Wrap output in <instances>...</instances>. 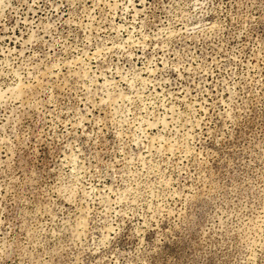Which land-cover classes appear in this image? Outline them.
Instances as JSON below:
<instances>
[{
  "label": "rangeland",
  "instance_id": "374dc122",
  "mask_svg": "<svg viewBox=\"0 0 264 264\" xmlns=\"http://www.w3.org/2000/svg\"><path fill=\"white\" fill-rule=\"evenodd\" d=\"M0 264H264V0H0Z\"/></svg>",
  "mask_w": 264,
  "mask_h": 264
}]
</instances>
